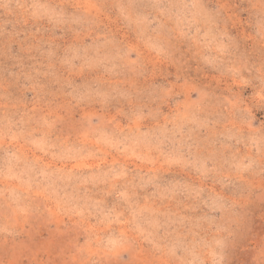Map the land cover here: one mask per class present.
Segmentation results:
<instances>
[{
	"label": "rangeland",
	"instance_id": "1",
	"mask_svg": "<svg viewBox=\"0 0 264 264\" xmlns=\"http://www.w3.org/2000/svg\"><path fill=\"white\" fill-rule=\"evenodd\" d=\"M0 264H264V0H0Z\"/></svg>",
	"mask_w": 264,
	"mask_h": 264
}]
</instances>
